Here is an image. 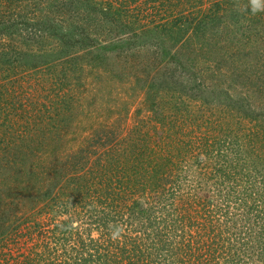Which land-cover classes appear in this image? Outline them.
<instances>
[{"label": "rangeland", "instance_id": "obj_1", "mask_svg": "<svg viewBox=\"0 0 264 264\" xmlns=\"http://www.w3.org/2000/svg\"><path fill=\"white\" fill-rule=\"evenodd\" d=\"M212 1L0 0V264H264V0Z\"/></svg>", "mask_w": 264, "mask_h": 264}, {"label": "trees", "instance_id": "obj_2", "mask_svg": "<svg viewBox=\"0 0 264 264\" xmlns=\"http://www.w3.org/2000/svg\"><path fill=\"white\" fill-rule=\"evenodd\" d=\"M226 1H228V0H213L212 2H213V5H216L217 7V9H219V6H221V4H223L224 2H226ZM222 7V6H221ZM189 20L190 21H193L194 20V17L192 16L191 18H189ZM151 153V152H150ZM151 162H152V160H151ZM222 173H224L223 171H221V174ZM250 197V194H249V192H243V193H239V192H235V191H233L232 193H227V202H229L231 199L234 201V203H238V205L239 204H244L245 205V201L246 200H248V198ZM175 199H173L172 198V205H173V201H174ZM176 206H178V212H177V215H179V217L181 216V220L184 222V217H183V215L182 214H184L183 212H184V201L182 200V199H178V201L175 203V205H174V208L176 207ZM246 206V205H245ZM256 210H257V208H256ZM255 210V211H256ZM252 216H256V214L254 215V211L252 212V211H250L249 210V208L246 210V211H244V213H243V217H244V219H249V218H251L252 219ZM197 218H201L200 216H198ZM203 218V222H204V225L207 227L206 229H205V232H204V236H202V235H199L198 234V236H199V239L200 240H202L201 238L202 237H204L205 238V240H207L209 237H207L205 234H209L210 232H209V230L211 229L209 226H208V219L205 217V216H203L202 217ZM206 221V222H205ZM90 242H95L96 244H98V245H102L103 243H101L100 241H99V239H90ZM136 243H137V241H136ZM136 243H135V247H137V245H136ZM101 245L100 246H97L96 248H94V247H91L90 248V251H87V254H86V256L85 257H82V259H81V261H82V264H100L99 263V260H100V258H101V256H102V251L100 250V247H101ZM140 246V245H139ZM159 247L160 246H157L156 248H158L159 249ZM157 249V250H158ZM157 250H155V251H157ZM133 251V250H132ZM144 250H142L141 248H139V247H137L136 248V251H133L134 253H132L133 254V257H135V256H138V254L139 253H144V252H150V251H144ZM204 252L205 253H208V255H214V257H220V256H217L218 254H220V253H222V252H220V249H218V248H216V249H211V247H210V245L207 247V249H204ZM224 252V251H223ZM260 253V254H264V247H261L259 250H257V251H255L254 250V252L252 253L253 255L256 253V255H257V253ZM108 253H109V251H108ZM200 252H198L197 254H199ZM131 254V255H132ZM131 255L129 256V258L131 257ZM108 256H106V258H107ZM34 259H35V254H34V257H33ZM118 262H119V259H118V257H116V259H115V261H114V263H116V264H118ZM47 264H51V263H47ZM103 264V263H102ZM148 264V263H147Z\"/></svg>", "mask_w": 264, "mask_h": 264}, {"label": "clouds", "instance_id": "obj_3", "mask_svg": "<svg viewBox=\"0 0 264 264\" xmlns=\"http://www.w3.org/2000/svg\"><path fill=\"white\" fill-rule=\"evenodd\" d=\"M253 11H256L261 6V0H251Z\"/></svg>", "mask_w": 264, "mask_h": 264}]
</instances>
